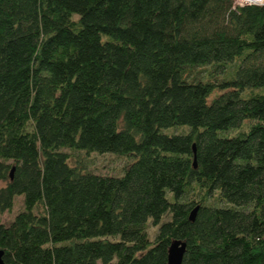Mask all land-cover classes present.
Returning a JSON list of instances; mask_svg holds the SVG:
<instances>
[{"label": "trees", "instance_id": "1", "mask_svg": "<svg viewBox=\"0 0 264 264\" xmlns=\"http://www.w3.org/2000/svg\"><path fill=\"white\" fill-rule=\"evenodd\" d=\"M0 182L7 264H264V4L0 0Z\"/></svg>", "mask_w": 264, "mask_h": 264}, {"label": "rangeland", "instance_id": "2", "mask_svg": "<svg viewBox=\"0 0 264 264\" xmlns=\"http://www.w3.org/2000/svg\"><path fill=\"white\" fill-rule=\"evenodd\" d=\"M210 72L209 66H197L192 69L190 72L189 78L200 80L206 79ZM227 90H221L216 88L209 97V101L217 97L218 95L226 92ZM250 124V121L246 120L245 125L240 128V130H246ZM184 128L182 127H171L168 129L167 133H180L183 132ZM233 131H224V135H232ZM71 155L70 163H74L75 161H80L81 164L85 165L88 170L93 173L100 175H114L120 176L123 174L125 168L131 164L134 160L131 156H121L119 154L106 152V153H97V152H86V151H78L71 149H64ZM5 182H0V187L4 186ZM189 197L186 198V200ZM24 209L23 196L19 195L15 197L13 207L10 210H6L2 214H0V221L6 225L10 224L15 216ZM159 226H154L149 223L147 230L151 241H154L158 232ZM99 264H103L99 261Z\"/></svg>", "mask_w": 264, "mask_h": 264}, {"label": "water", "instance_id": "3", "mask_svg": "<svg viewBox=\"0 0 264 264\" xmlns=\"http://www.w3.org/2000/svg\"><path fill=\"white\" fill-rule=\"evenodd\" d=\"M196 152V149H195ZM13 171L11 170V177H13ZM199 206H196L190 213V219L194 220L197 214ZM187 249V242L182 240L174 241L169 248L168 264H182L183 257ZM4 250L0 249V264H7L3 258Z\"/></svg>", "mask_w": 264, "mask_h": 264}, {"label": "built area", "instance_id": "4", "mask_svg": "<svg viewBox=\"0 0 264 264\" xmlns=\"http://www.w3.org/2000/svg\"><path fill=\"white\" fill-rule=\"evenodd\" d=\"M235 5H262L264 0H234Z\"/></svg>", "mask_w": 264, "mask_h": 264}]
</instances>
